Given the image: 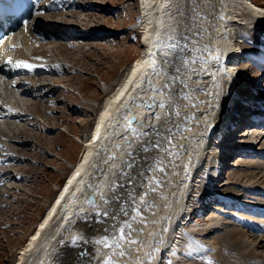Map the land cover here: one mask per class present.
Listing matches in <instances>:
<instances>
[{
    "label": "bare ground",
    "instance_id": "1",
    "mask_svg": "<svg viewBox=\"0 0 264 264\" xmlns=\"http://www.w3.org/2000/svg\"><path fill=\"white\" fill-rule=\"evenodd\" d=\"M138 5L140 19L136 27L141 31V48L137 59L126 69L123 78L104 89L106 97L95 113L91 128L81 139L84 152L76 164H71L73 167L52 203L26 245L16 253L14 264H70L69 259L75 258L80 250L84 251V256L78 258V264H160L163 253L172 261L179 260V264L210 262L204 258L208 250L206 243H201L192 233L184 234L181 224L190 223L191 218L187 220L190 214L201 217L214 197L208 193L194 198L197 203L194 202L191 213H188L186 198L190 193L193 197L199 195L200 188L214 187V191L222 188L217 178L226 165L218 153L230 158L223 149H230L231 144L239 140L241 133L236 131L241 129L244 119L251 128L247 132L264 126V114L252 110L254 103L249 97L240 96L239 101L237 95L234 94V98L230 95L232 86L228 83L222 86V78L233 77L231 69L234 68L227 62H235L237 57L238 16L244 29H256L254 34L258 37L254 43L260 46L262 54L258 68L264 69V32L261 31L264 7L244 0H139ZM48 8L55 13L60 6L51 3ZM27 25L23 28L30 38ZM243 32L240 34L245 36ZM43 35L52 38L49 32ZM198 40L203 42L198 45ZM4 46L5 42L0 46V53ZM35 73L37 70L30 72L31 76ZM259 77L264 78V71ZM222 94L230 106L233 104L225 116L226 125L216 124L214 119ZM131 116L134 124L129 122ZM212 123L215 127L210 131ZM223 136L228 146L220 142ZM217 141L220 149L216 147ZM209 148L213 157L208 163ZM97 153H101L100 163L94 158ZM141 153L147 159L139 158ZM143 162L145 165L141 166ZM212 166H216L214 172L209 170ZM104 167L100 173L99 169ZM193 173L205 176L206 182L199 190L190 189L196 180ZM109 184H113L111 193ZM112 192L115 193V251L105 249L91 257L85 254L84 242L71 234L97 225L90 220L100 219L102 205ZM89 194L95 197L94 203L87 202ZM223 200L228 208L235 204L234 198ZM250 205L255 208L254 202ZM220 209L212 207L224 212ZM259 213L262 216L258 217H264V212ZM263 223L262 218L250 213L239 220L238 227L252 230L263 227ZM218 224L217 220L213 221L212 229ZM241 227L234 229L228 239L232 254L239 255L249 248V244L243 245L246 237ZM90 229H85L83 235H88ZM177 239L184 247L181 250L176 246ZM218 247L211 251L214 255L228 252ZM168 249L173 253L167 252Z\"/></svg>",
    "mask_w": 264,
    "mask_h": 264
},
{
    "label": "rangeland",
    "instance_id": "2",
    "mask_svg": "<svg viewBox=\"0 0 264 264\" xmlns=\"http://www.w3.org/2000/svg\"><path fill=\"white\" fill-rule=\"evenodd\" d=\"M138 1L41 0L29 20L30 38L21 28L9 36L7 46L14 48L6 49L0 57V68L13 72L12 75L5 73L6 78L0 75V264H14L16 253L26 245L52 203L58 186L73 167L71 164L84 152L81 139L91 128L95 113L106 97L104 89L123 78L126 69L137 59L141 48V31L136 27L140 19ZM244 1L264 7V0ZM51 3L58 4L60 9L54 13L48 8ZM237 20V57L235 62H227L234 68L227 65L233 77L222 78V86L227 83L232 86L230 95L233 98L237 95L239 101L253 98L252 110L264 114V106H261L264 105V78L259 77L264 69L258 68L262 54L260 46L254 43L258 35L254 34L256 29H244L239 16ZM241 31L246 35H241ZM43 32L51 33L52 38L48 39ZM200 42L203 41L198 40V45ZM32 51L36 57H26ZM19 56L26 58L24 62H16ZM14 66L21 67L26 73L14 74ZM34 70L37 73L32 77L30 72ZM231 106L223 94L220 95L214 117L216 124L226 125L225 116ZM245 120L240 127L243 130L236 131L241 133L239 140L229 143L230 149H223L230 158L226 154L221 157V152H217L226 166L219 179L222 188L215 191L223 198V195L241 198L238 203L242 202L243 209L236 203L230 208L224 207V203L217 202L215 197L201 217L193 215L190 223L181 224L184 234L192 233L201 243H206L208 250L204 258L206 262L210 261L208 264L211 261L212 264H264V223L263 227L252 229L254 232L240 226L246 237L243 245L249 244L247 251L232 254L233 247L228 242L231 232L240 228L239 220L249 215L248 204L254 202L263 207L264 203V126L247 132L251 128L246 126ZM226 136L220 140L223 144H227ZM216 147L220 149L218 141ZM209 151L208 163L213 157V152ZM143 154L138 157L147 159ZM143 163L141 166L145 165ZM193 176L196 180L190 189L199 190L206 182L205 176ZM112 186H109L110 193ZM112 193L102 205L100 219L90 220L97 225L71 234L84 242L87 246L85 254L91 257H95L97 251L111 248L115 251V193ZM192 195L190 193L186 198L188 213L197 203ZM214 206L224 212L212 210ZM183 209L186 211L185 207ZM215 220L219 224L212 229ZM85 229H90L88 235H83ZM216 247L218 250L224 247L228 252L214 255L211 251ZM75 255L77 259L70 258V264H78L84 251Z\"/></svg>",
    "mask_w": 264,
    "mask_h": 264
},
{
    "label": "water",
    "instance_id": "3",
    "mask_svg": "<svg viewBox=\"0 0 264 264\" xmlns=\"http://www.w3.org/2000/svg\"><path fill=\"white\" fill-rule=\"evenodd\" d=\"M149 107V106H148ZM129 122L131 123V124H134V122H135V120H134V118L131 116L130 118H129ZM214 127H215V125L214 124H211L210 125V130L211 131H213L214 130ZM100 150L101 149H103V148H99ZM98 152V151H97ZM98 154V156H95L94 158H95V161H97L98 163H100L101 162V160H99V155H101V153H97ZM115 155V154H114ZM103 164V166L105 165V162H103L102 163ZM105 168L106 167H104L103 169H99V172L101 173V172H103L104 170H105ZM87 202L88 203H94L95 202V197L92 195V194H89L88 195V197H87Z\"/></svg>",
    "mask_w": 264,
    "mask_h": 264
}]
</instances>
